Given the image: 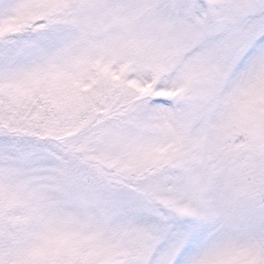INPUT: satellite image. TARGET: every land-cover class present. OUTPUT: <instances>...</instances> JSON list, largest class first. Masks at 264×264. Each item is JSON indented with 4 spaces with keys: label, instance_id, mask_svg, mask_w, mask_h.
I'll return each mask as SVG.
<instances>
[{
    "label": "snow or ice",
    "instance_id": "1",
    "mask_svg": "<svg viewBox=\"0 0 264 264\" xmlns=\"http://www.w3.org/2000/svg\"><path fill=\"white\" fill-rule=\"evenodd\" d=\"M0 264H264V0H0Z\"/></svg>",
    "mask_w": 264,
    "mask_h": 264
}]
</instances>
